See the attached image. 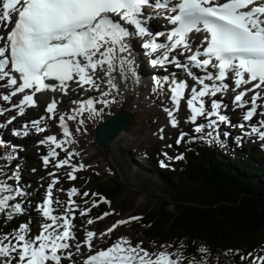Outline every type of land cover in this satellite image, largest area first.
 <instances>
[{
    "label": "snow or ice",
    "instance_id": "obj_1",
    "mask_svg": "<svg viewBox=\"0 0 264 264\" xmlns=\"http://www.w3.org/2000/svg\"><path fill=\"white\" fill-rule=\"evenodd\" d=\"M150 5V0H0V26L10 30L6 37L0 35V87L11 89L7 94L0 96L5 101H10L17 94H23L18 104L12 107L18 109V115H23L25 106H36L34 99L37 93L46 90H57L54 85L46 83V80H56L60 82L61 89L67 93L69 81H73L79 88L88 86L89 89L100 90V85L96 83L99 77L97 71H102L110 89H117L111 73L115 70V64L119 61L121 75L124 66L127 71L132 72L131 61L118 53L127 51L125 39L130 35L127 27L134 26L135 32L140 36H147L148 29L143 25L141 14L145 6ZM154 7L169 8L168 0H155ZM174 14L168 16L173 27L167 33L168 44L157 43L156 39H146L143 48L149 50V54L157 53L163 49V54L152 59L153 65H163L172 62L175 57L170 53L179 47H184L190 51L189 36L191 33H204L202 48H197L195 52L187 57L196 67L207 69L211 66L217 69L215 75L206 72L202 77H197L199 88L192 87L191 96L187 99V106L191 115L188 119L195 122L198 116L206 115L218 116L219 121H226L224 115L217 111L219 105L214 100L211 111L205 112L203 97L215 95L226 89L227 84H217L215 81L223 82L229 74H232L237 88L241 85L251 84V88H246L235 95L236 102H242L248 92H253L251 96L252 107L245 113L243 119L250 120L256 112V102L261 97L264 90V0H178L169 8ZM13 16L15 20L13 23ZM118 17V19H114ZM123 22V23H121ZM157 36L160 33L156 34ZM204 57L200 59L199 57ZM182 65L177 64V67ZM214 81L209 84L205 81ZM170 88L173 104L178 109L180 101L184 98L186 85L183 82H173ZM31 90V91H26ZM99 103L105 106L115 102V97L111 100L108 97L110 91H101ZM246 102V101H244ZM79 104V108L74 109L77 114H82L86 110L92 114L97 110L93 107L94 101H74ZM56 108V101L47 104L46 112L52 118ZM5 109H0V115ZM170 118L173 127L177 125L173 112L164 109ZM264 115V113H262ZM68 119H75L68 116ZM15 117H11V123ZM44 117H41L43 120ZM40 121H32L38 125ZM83 124L84 121L80 120ZM216 120H209L207 125L198 124L195 127L197 133L206 126L213 127ZM260 128L253 126L252 133H256L264 141V121L260 122ZM60 127L65 137H70L71 132L65 123V117L60 116ZM37 132L45 131L44 128L37 127ZM79 131V129H78ZM18 134V133H15ZM185 133L180 134L176 143L179 144ZM209 136L212 133H208ZM51 142L55 147L62 148L68 141L57 140L56 136L45 137V142ZM57 155L55 149H50L48 155L42 159L44 164L49 163V157ZM73 155L68 152V157ZM11 159V157H7ZM177 156L175 159H182ZM69 163V159L59 160L56 167H62ZM161 166H166L161 161ZM84 165H80L83 168ZM77 168L73 166V172ZM73 172L68 173L69 179H76ZM51 175V174H50ZM58 181L53 180L49 184L47 198L39 205L41 214L50 223H43L39 233L35 237L27 235L28 224H20L13 233L0 235V257L5 260L2 264H61V250L70 247L68 241L72 239L71 221L66 217H57L51 210V189ZM76 188L69 190V198L77 193ZM8 192V195H0V213L11 208L7 213L8 219L13 213L22 211L19 203L9 204L15 197L11 194L21 195L20 189H13L4 181H0V194ZM88 196L87 192L83 193ZM96 195V194H93ZM104 200V197H100ZM72 203L71 199L69 200ZM107 202V201H105ZM95 206V202L93 204ZM85 213L82 212L81 215ZM110 213H104V216ZM103 219V216L98 217ZM130 220H138L139 217H130ZM62 221V223H61ZM88 223L93 221L90 219ZM128 223L126 220H119L107 229L111 233L117 225ZM102 233L101 235H105ZM96 233L86 232L84 243L89 249L92 248L91 241ZM79 251V244H77ZM201 252L206 249L201 248ZM15 254V255H13ZM71 258V253H68ZM180 258L161 251L149 253L140 245H131L126 239L121 238L112 243L107 248H102L91 252L83 259V264H179ZM264 264V256L253 260ZM189 264H192L189 261Z\"/></svg>",
    "mask_w": 264,
    "mask_h": 264
},
{
    "label": "trees",
    "instance_id": "obj_2",
    "mask_svg": "<svg viewBox=\"0 0 264 264\" xmlns=\"http://www.w3.org/2000/svg\"><path fill=\"white\" fill-rule=\"evenodd\" d=\"M247 161L251 159L222 157L212 149L190 151L177 171L190 181L188 188L173 182L172 171L152 167L154 174H148L175 194H167L170 202L160 203L145 220L146 238H185L193 256L199 258L203 248L210 258L229 254L233 262L238 251L264 244V161ZM169 203L172 212L167 210Z\"/></svg>",
    "mask_w": 264,
    "mask_h": 264
},
{
    "label": "rangeland",
    "instance_id": "obj_3",
    "mask_svg": "<svg viewBox=\"0 0 264 264\" xmlns=\"http://www.w3.org/2000/svg\"><path fill=\"white\" fill-rule=\"evenodd\" d=\"M148 89L149 88H147L146 90ZM77 92L79 93V91ZM149 98L151 102L153 100L152 103L154 105L157 104L156 106L160 108L157 113L154 109H151L146 105L137 108L136 113H133L131 126L127 128L128 139L119 141L115 149H109L108 147L104 149L98 145L96 146L95 140L84 143L82 147V152L77 153L78 155L75 158V161L77 163L81 161H85L86 163L88 162L87 164L88 166L90 165V171L81 172L76 170L75 173H78V177L77 180L73 182L74 184L65 181L66 184L80 185L81 191H84L85 189H90L93 192L94 188L97 187L98 184L101 192L105 194L107 198L110 199L105 206L107 213H110V215H107L105 217L106 219H108V222L121 217H128V223H125L123 228H117V230L115 231H118L116 236L118 234H124L129 236L133 241H140L144 244H146L144 241V235L138 230V228L134 229V225H137V223L138 225H140L141 221L140 219L132 221L129 219L130 216L141 218V214L144 213L146 214V218H144V220H147L148 217H150L151 213H153V211L157 209V206L160 203H163L165 201L170 202L167 194L173 196L175 192L174 190L172 191L171 189H167L166 186L155 175H149L136 171V164L134 162L135 153L139 152V154L136 155V160L142 159L143 163L149 165L147 158L150 156L156 157L157 150L159 147L163 148L169 143L175 141L176 137L178 136V133L183 129L192 131V126L189 123H185V125L179 124V126H176L175 128L172 127L170 131H166L167 133H163L165 141H159L158 139L144 141V135H148L154 132L156 124L159 123V117L165 116L168 119V115L164 111L165 108L171 110L173 112V115L175 114V116H179L180 119H182L183 117L188 118V110L184 108L181 103L179 104V107L177 109L176 106L173 104L172 100H168L167 91L165 89H159L154 91ZM59 103L63 111L66 109L67 116L75 117L74 126H76L81 132L79 133V137L87 135L86 132L89 130L86 129L80 123V121H77L78 117L82 116V114H77V112L74 111L73 108L70 109L69 107H66V104H63L62 101H59ZM166 103L168 104V106H165ZM40 112L41 114H43L42 108L39 109V113ZM98 112L99 111H96L94 114H97ZM106 113H109L108 108L104 111L105 115ZM192 134L194 133H191V135ZM201 138H204V140H206L207 138L208 141H210L211 139L210 137L206 136H202ZM245 138H249L251 140L254 139L251 134ZM251 143L254 142L251 141ZM91 146L92 148H94V150H92ZM184 146L185 144L183 142L182 144H180V149H183ZM248 147L249 145L246 146V148ZM32 148L33 147L31 146L30 141H28V143L25 145V148L21 150V152L18 151L23 157L32 158V167L25 169L27 172L21 173V170H16L13 174L14 176L18 177V181L26 180L30 183L35 182L40 189V193H43L42 190H44L45 184L42 180L45 176L47 177L46 174L48 173V171H50V168L52 166L47 168H41L39 157L37 155L38 148ZM124 149H128L130 151L127 157H125L123 154ZM87 152L89 153V155H86ZM176 152L177 151H175L174 154ZM231 152L234 153V150H232ZM1 153L2 154L0 157L4 158L5 160H3V162H0V181H4L13 189H16L18 188L17 180L14 179L13 181L12 179L7 177L10 172L5 170V167H7L8 164H4L9 160L7 157H13L15 154L10 152V150H5L3 148H1ZM159 155V158L164 160V158L161 157V154ZM80 156H83V159H80ZM138 168L141 169L140 166H138ZM70 169L73 172V166H71ZM65 178L66 175H64L62 180H65ZM172 178L173 182L177 183L180 188H188L189 185H185L190 184L189 180L183 178L182 176L179 177L176 173L173 174ZM46 180H48V178H46ZM192 187L193 186L191 185V187L189 188ZM61 190L63 191L65 189ZM58 193L59 192H57V194ZM8 194L10 193L5 192L0 195ZM11 194L15 198L9 201L10 205L15 204L16 200L19 201L23 199L24 196L23 193L18 196L15 195V192ZM26 206L28 207L29 203H26ZM167 210L169 212H172L174 210L172 203H169V205L167 206ZM11 211V208L5 210V215L3 216L5 220L8 219L7 213ZM39 222L40 221H35L34 218H31L21 224H28L29 230L27 235H32L36 232V229L39 227ZM97 222L98 221H95V224H97ZM106 224V222L104 224L102 222L101 225L99 224L100 226L98 225V228H100L102 225L105 226ZM19 225V221H16V224H13L12 227L17 230ZM3 234L4 231H0V235ZM147 247L150 251L155 252L157 250L171 248H173L174 250H180L181 245L179 243H166L161 245L151 243L147 244ZM263 255L264 252L262 254H259L258 257ZM77 261L81 262V260ZM228 261H230L228 259V255H223L213 261L215 263L209 261L205 262L204 264H230ZM243 262L244 264H249L250 258H245Z\"/></svg>",
    "mask_w": 264,
    "mask_h": 264
},
{
    "label": "bare ground",
    "instance_id": "obj_4",
    "mask_svg": "<svg viewBox=\"0 0 264 264\" xmlns=\"http://www.w3.org/2000/svg\"><path fill=\"white\" fill-rule=\"evenodd\" d=\"M148 21H149V18L147 16L145 19V24H149L147 23ZM128 47L129 46L127 45V48ZM118 55L130 60L128 57L129 53L127 51L124 53H118ZM131 64H132V61H131ZM127 67H128L127 65L124 66V72H123V75H121L119 61L116 62L115 70L111 73V76L114 78V83L117 85V89L115 90L110 89L109 85H107L106 80L108 79V77L104 76V73L102 71H99V70L97 71L96 75L99 77V79L96 80V83H98L100 87H103L104 88L103 90L110 91L111 95L108 97L109 100H111L112 97H115V102L110 103L108 105L109 112L111 113V115H114L115 112L117 113L118 111L123 110V111L129 112L130 114H133L137 110V108H140L143 105H146L149 108L154 109L157 113V111H159L160 108L154 105L150 100H145L147 97L146 95L149 94L150 90L145 91V92L141 91V93L143 92V94L142 96H140V94L138 93L139 91L138 85L136 86V82L129 77ZM140 80H143V79H140ZM67 83H68V88H67L66 94H65V91L60 90L61 85L59 82L58 84L54 85L57 90H46L44 93L40 94V96L47 100H55L57 102L63 100L65 97L66 98L73 97L75 94H77L76 83L73 81H69ZM134 90L136 91V93H134ZM168 120H169V117L168 119L165 116L159 117V123L156 124L154 132L148 135H144L143 140L150 141V140L160 139V137H158V134H163V132L170 131L172 128L171 127L172 124ZM182 122H185V118L182 119ZM127 130L128 129L117 132L115 137L108 144V148L115 149L119 141H123L124 139L127 140L128 139ZM92 150H94V148H92ZM65 187L66 185L64 184L61 189H65ZM77 260H81V258H77Z\"/></svg>",
    "mask_w": 264,
    "mask_h": 264
},
{
    "label": "water",
    "instance_id": "obj_5",
    "mask_svg": "<svg viewBox=\"0 0 264 264\" xmlns=\"http://www.w3.org/2000/svg\"><path fill=\"white\" fill-rule=\"evenodd\" d=\"M130 113L120 110L111 118L104 121L97 129L96 139L102 146H108L116 133L123 131L128 125Z\"/></svg>",
    "mask_w": 264,
    "mask_h": 264
}]
</instances>
